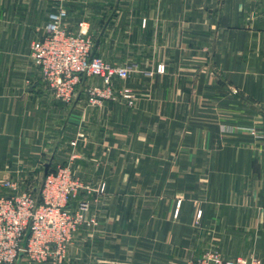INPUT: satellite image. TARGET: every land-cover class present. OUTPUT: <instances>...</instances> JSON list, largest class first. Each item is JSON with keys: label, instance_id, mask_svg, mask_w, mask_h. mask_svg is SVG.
Masks as SVG:
<instances>
[{"label": "crops", "instance_id": "0c3cea01", "mask_svg": "<svg viewBox=\"0 0 264 264\" xmlns=\"http://www.w3.org/2000/svg\"><path fill=\"white\" fill-rule=\"evenodd\" d=\"M59 8L91 55L129 68L131 105H90L97 76L71 103L44 85L30 44ZM46 163L105 183L86 195L99 225L60 264H184L208 248L264 264V0H0V196Z\"/></svg>", "mask_w": 264, "mask_h": 264}, {"label": "built area", "instance_id": "2783aa9c", "mask_svg": "<svg viewBox=\"0 0 264 264\" xmlns=\"http://www.w3.org/2000/svg\"><path fill=\"white\" fill-rule=\"evenodd\" d=\"M65 16L62 8L51 13L44 36L30 44L31 61L44 85L56 99L71 103L81 75L97 76L102 85L86 90L90 105L102 99L115 100L117 95L128 98L127 104L131 105L129 89L119 85L129 76V68L91 55V37L81 30L67 31L63 24ZM157 71H163L162 65ZM18 182H2L12 194L0 196V264H14L20 254L32 261L60 264L75 233L80 229L93 230L99 225L86 195L103 193L105 183L97 186L83 183L67 165H58L47 172L36 197L31 189L20 190ZM28 228L26 246L22 247ZM184 264H262V260L253 253L225 257L217 249L208 248Z\"/></svg>", "mask_w": 264, "mask_h": 264}, {"label": "rangeland", "instance_id": "374dc122", "mask_svg": "<svg viewBox=\"0 0 264 264\" xmlns=\"http://www.w3.org/2000/svg\"><path fill=\"white\" fill-rule=\"evenodd\" d=\"M42 183V178L39 175L34 181L32 182H26V181H19L18 185L20 190H24V189H32V187H35V189H39ZM6 187V186H4ZM34 194V193H33ZM36 195V194H34ZM36 197V196H35Z\"/></svg>", "mask_w": 264, "mask_h": 264}, {"label": "water", "instance_id": "95a60500", "mask_svg": "<svg viewBox=\"0 0 264 264\" xmlns=\"http://www.w3.org/2000/svg\"><path fill=\"white\" fill-rule=\"evenodd\" d=\"M48 169H49V164L46 163V164L44 165V169H43V177H42V179H43L44 176L47 174ZM29 233H30V229L28 228V229L26 230V232H25V235H24L23 240H22V243H21V244H22V247H25V246H26V240H27V237H28Z\"/></svg>", "mask_w": 264, "mask_h": 264}, {"label": "trees", "instance_id": "16d2710c", "mask_svg": "<svg viewBox=\"0 0 264 264\" xmlns=\"http://www.w3.org/2000/svg\"><path fill=\"white\" fill-rule=\"evenodd\" d=\"M31 191H32L34 194H36L35 196H38V194H39V189L36 190L35 187H32Z\"/></svg>", "mask_w": 264, "mask_h": 264}]
</instances>
